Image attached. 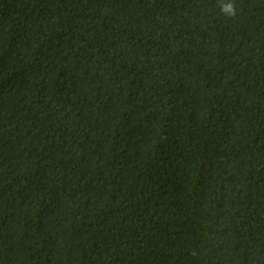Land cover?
<instances>
[{"label":"trees","instance_id":"16d2710c","mask_svg":"<svg viewBox=\"0 0 264 264\" xmlns=\"http://www.w3.org/2000/svg\"><path fill=\"white\" fill-rule=\"evenodd\" d=\"M0 264H264V0H0Z\"/></svg>","mask_w":264,"mask_h":264},{"label":"clouds","instance_id":"9594fccd","mask_svg":"<svg viewBox=\"0 0 264 264\" xmlns=\"http://www.w3.org/2000/svg\"><path fill=\"white\" fill-rule=\"evenodd\" d=\"M220 8L222 13L227 17H235L236 15V8L232 2L228 3H221Z\"/></svg>","mask_w":264,"mask_h":264}]
</instances>
